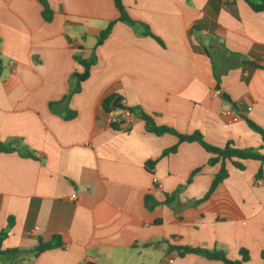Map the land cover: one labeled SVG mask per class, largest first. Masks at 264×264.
Listing matches in <instances>:
<instances>
[{
    "label": "crops",
    "instance_id": "obj_1",
    "mask_svg": "<svg viewBox=\"0 0 264 264\" xmlns=\"http://www.w3.org/2000/svg\"><path fill=\"white\" fill-rule=\"evenodd\" d=\"M122 2L163 44L117 22L97 45L119 17L114 0H49V22L39 0H0V144L17 147L0 152V232L14 218L1 250H21L0 264H225L170 245L230 259L244 248L246 264H261L264 162L226 161L229 176L202 200L221 164L198 142L147 131L141 116L215 146L264 147L246 120L264 130V12L245 0ZM76 55L95 62L73 93ZM114 94L126 109L110 123L114 101L111 112L102 102ZM53 236L63 247L35 254Z\"/></svg>",
    "mask_w": 264,
    "mask_h": 264
},
{
    "label": "trees",
    "instance_id": "obj_2",
    "mask_svg": "<svg viewBox=\"0 0 264 264\" xmlns=\"http://www.w3.org/2000/svg\"><path fill=\"white\" fill-rule=\"evenodd\" d=\"M114 1H115V5H116L118 12H119V17L115 20L110 21L108 23L107 27L100 32V34L98 36L97 45L102 44L103 41L110 35V33L113 29V26L117 22L126 23L129 26H131L132 28H134L135 31L139 35H141V36H152L155 39H157L160 43L163 44V42L151 32V30L147 24L135 21L129 16V14L126 10V7L123 4L122 0H114ZM228 1L234 2L235 0H228ZM245 1L251 6V8L255 12H264V0H245ZM39 2L43 6V12L42 13H43V17H44L45 21H47V22L51 21L53 18V11L50 7L49 0H39ZM75 58L78 61V63L81 64L84 68V71L82 73L76 72L74 74V76L78 80V84H77L76 89L73 91V93H78L81 90V84L89 78L90 70H91V67L93 66L95 60L92 58H90V59L84 58L82 55L81 56L76 55ZM243 63L252 64L256 68L262 67L257 62H246V61H244ZM2 69H3L2 61L0 58V76L2 75ZM215 77L217 80V86L216 87L218 90H220V88H221L220 87L221 76H220V74L215 72ZM116 97H117V95L114 94V95L109 96L103 100L102 105L107 112L112 111V103ZM127 110H129L130 112L134 111L133 109H130V108H127ZM137 111H141V109L137 108ZM141 117L145 122V127H146L147 131L153 132L157 135H162L165 133L174 134L178 137L179 143H181V142H198L201 146H203V148L207 152H209L211 154V157H210L209 162H208L210 165H216L218 163L221 164L220 171L216 174L209 191L206 193V195L203 197L202 200L208 199L212 195V193L215 191V189L218 187V185L220 183H222L229 176V170L227 169L226 161H231L232 164L237 169H240V170H243L245 168L242 161L253 159V160H259L261 162H264V153L262 152V149L264 147L241 149V148L235 147L233 142H229L223 147L215 146V145L207 142L200 132H195L193 134H182V133H179L178 131H176L175 129H173L171 127L164 126V125H158L152 116H150L144 112H142ZM67 118H73V115L69 114ZM246 120H247V123L249 124V126L255 132H257L261 135L263 142H264V130L260 126L255 124L253 121H251L249 119H246ZM177 148H178V144L175 145L174 147L168 149V150H165L163 153V156H166L172 152H176ZM16 150H17V147H15V146H11V145L5 146L4 144H0V152H13ZM23 155L28 156L31 154L25 153ZM155 163H156V161H149L147 163V166L149 167V169H153V166L155 165ZM197 172H198V170L195 171L192 175H194ZM262 177H263V169L260 168L257 175H256V178L261 179ZM172 200L173 199L170 196H167L165 203L167 205L171 206ZM157 204H158V202L154 197H152L150 195H147L145 197V205H146L147 209L153 210ZM13 219H14L13 217H10L7 229L0 232V254L1 255H16L17 253H19L21 251L19 249L5 250V251L1 250L2 243H3L4 239L7 237L9 230L12 228V226L14 224ZM58 247H63V242H62V239L60 236H53L51 238V240H49V241H43L40 239L38 246L35 248V254L43 253V252H46L50 249L58 248ZM170 248L171 249H177L181 256H184L188 253H195V254L202 255L208 259L223 261L225 264H246L250 260V253L247 249H244V248H241L239 250V256L240 257L236 258V259H230L227 256V253L223 250H216V249L215 250H207V249H203L200 247L172 246V245H170ZM261 259H262L261 264H264V251L261 253Z\"/></svg>",
    "mask_w": 264,
    "mask_h": 264
},
{
    "label": "water",
    "instance_id": "obj_3",
    "mask_svg": "<svg viewBox=\"0 0 264 264\" xmlns=\"http://www.w3.org/2000/svg\"><path fill=\"white\" fill-rule=\"evenodd\" d=\"M223 103L226 105H231V99L227 94H223ZM114 109L116 110V116L120 121H124L123 112L126 109V106L121 103L120 98L114 100Z\"/></svg>",
    "mask_w": 264,
    "mask_h": 264
},
{
    "label": "built area",
    "instance_id": "obj_4",
    "mask_svg": "<svg viewBox=\"0 0 264 264\" xmlns=\"http://www.w3.org/2000/svg\"><path fill=\"white\" fill-rule=\"evenodd\" d=\"M230 113H231V111H228V114H230ZM115 121H117L116 113H111L110 118H109V122L113 123ZM72 197L76 198V195H73Z\"/></svg>",
    "mask_w": 264,
    "mask_h": 264
}]
</instances>
